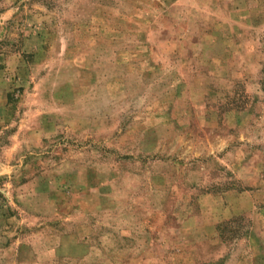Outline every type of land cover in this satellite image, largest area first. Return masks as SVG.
<instances>
[{"label": "rangeland", "instance_id": "1", "mask_svg": "<svg viewBox=\"0 0 264 264\" xmlns=\"http://www.w3.org/2000/svg\"><path fill=\"white\" fill-rule=\"evenodd\" d=\"M0 264H264V0H0Z\"/></svg>", "mask_w": 264, "mask_h": 264}]
</instances>
